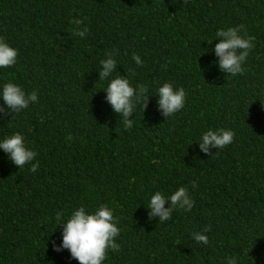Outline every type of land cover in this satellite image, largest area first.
<instances>
[{
	"label": "trees",
	"instance_id": "1",
	"mask_svg": "<svg viewBox=\"0 0 264 264\" xmlns=\"http://www.w3.org/2000/svg\"><path fill=\"white\" fill-rule=\"evenodd\" d=\"M75 18L88 28L83 38ZM235 26L254 47L232 76L211 48L219 29ZM0 38L18 49L0 85L39 97L13 116L0 113V138L22 133L39 163L36 172L19 168L0 150V264H79L55 248L56 216L101 204L121 229L104 264H264V0H0ZM108 53L113 75L146 89L131 128L101 89ZM165 82L186 93L168 119L153 94ZM210 127L233 130V142L201 152L194 141ZM180 186L192 210L149 220L150 195ZM204 228L209 243H195L191 234Z\"/></svg>",
	"mask_w": 264,
	"mask_h": 264
},
{
	"label": "clouds",
	"instance_id": "2",
	"mask_svg": "<svg viewBox=\"0 0 264 264\" xmlns=\"http://www.w3.org/2000/svg\"><path fill=\"white\" fill-rule=\"evenodd\" d=\"M70 22L77 26L74 29V35L81 38L86 36L88 28L80 27L83 24L82 20L75 18ZM242 33V26L219 29L215 33V40L218 39V42L211 48V52L218 59L214 63L227 75L235 76L244 71V62L254 47V38ZM17 58L18 49L0 38V68L15 65ZM132 59L136 65L143 66L144 61L140 55H134ZM116 71V54H106V57L99 61L98 67L99 80L108 81L107 86L101 89L106 92L105 100L111 105L112 110L123 117L124 126L131 128L137 100L144 95L146 89L139 84L133 85L125 75H113ZM153 94L157 97L158 108L166 119L183 109L186 103L184 88L175 87L170 82L163 83ZM149 96L143 100L144 110ZM38 99V92L35 89L26 92L21 85L11 81L0 85V100L3 101L0 103V113H11L13 116L38 102ZM2 118L0 116V119ZM234 136V131L229 128L210 127L194 142H198L201 152L210 153L212 148L220 150L231 144ZM0 150L6 153L10 161L19 168L30 165V171H37L39 163H33L37 152L29 147L22 133L17 132L0 138ZM192 186H196L195 181L192 182ZM166 202H170L167 207ZM194 203L189 189L180 186L171 193L154 191L145 207L148 210L149 220L158 218V222L163 223L172 220L173 213L177 209L190 212ZM56 219L60 221L58 225H63L62 239L60 244L55 245L56 250L67 249L71 257L79 261V264H104L108 250H118L120 247L116 238L121 229L118 227L113 210L107 204H101L95 210H89L81 205L73 209L66 219L63 218L62 213H58ZM208 231V228H204L203 231L193 232L191 234L193 241L207 245ZM226 264H238V260L236 257H227Z\"/></svg>",
	"mask_w": 264,
	"mask_h": 264
}]
</instances>
